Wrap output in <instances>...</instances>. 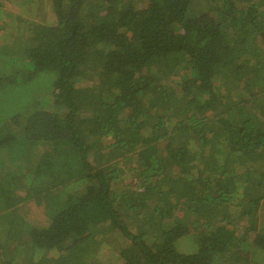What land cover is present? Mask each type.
Masks as SVG:
<instances>
[{
  "label": "trees",
  "instance_id": "16d2710c",
  "mask_svg": "<svg viewBox=\"0 0 264 264\" xmlns=\"http://www.w3.org/2000/svg\"><path fill=\"white\" fill-rule=\"evenodd\" d=\"M31 1L0 0V264H264V0Z\"/></svg>",
  "mask_w": 264,
  "mask_h": 264
},
{
  "label": "rangeland",
  "instance_id": "374dc122",
  "mask_svg": "<svg viewBox=\"0 0 264 264\" xmlns=\"http://www.w3.org/2000/svg\"><path fill=\"white\" fill-rule=\"evenodd\" d=\"M35 2L36 1L32 0L31 3L12 5L10 7L11 9H8V10H10L9 12L14 15H21L23 17L34 19L38 16L37 4ZM48 11L49 9L44 10V17H50V12ZM18 207L19 208L17 211L25 221L27 220L28 222H31L34 224H37L38 222L42 224L46 221V214L41 209V207L34 201L27 200L26 203L24 204L22 203ZM178 247L179 249L186 250L187 252H192L196 248L193 243L192 237L181 239L178 242ZM101 248L102 249L100 252H102V254L100 253L101 254L100 258H101L102 263L107 264L109 261L113 262V259L111 258L114 252L113 246L107 245V247L103 246ZM112 262L110 264H112Z\"/></svg>",
  "mask_w": 264,
  "mask_h": 264
}]
</instances>
